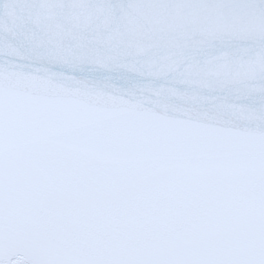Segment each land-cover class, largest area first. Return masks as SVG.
I'll list each match as a JSON object with an SVG mask.
<instances>
[{"label": "water", "instance_id": "water-1", "mask_svg": "<svg viewBox=\"0 0 264 264\" xmlns=\"http://www.w3.org/2000/svg\"><path fill=\"white\" fill-rule=\"evenodd\" d=\"M0 264H264V0H0Z\"/></svg>", "mask_w": 264, "mask_h": 264}]
</instances>
